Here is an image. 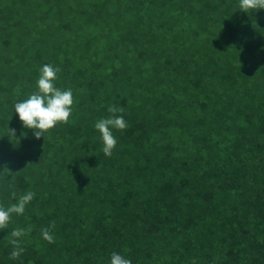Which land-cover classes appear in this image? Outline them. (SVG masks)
Listing matches in <instances>:
<instances>
[{
    "label": "trees",
    "instance_id": "trees-1",
    "mask_svg": "<svg viewBox=\"0 0 264 264\" xmlns=\"http://www.w3.org/2000/svg\"><path fill=\"white\" fill-rule=\"evenodd\" d=\"M74 98L37 139L40 69ZM103 153L95 123L113 114ZM10 130H14L13 135ZM100 163V166L98 164ZM0 264H264V9L239 0H0ZM50 228L54 243L42 237ZM24 249L11 259V232Z\"/></svg>",
    "mask_w": 264,
    "mask_h": 264
},
{
    "label": "clouds",
    "instance_id": "clouds-1",
    "mask_svg": "<svg viewBox=\"0 0 264 264\" xmlns=\"http://www.w3.org/2000/svg\"><path fill=\"white\" fill-rule=\"evenodd\" d=\"M239 4L241 10L244 12L264 9V0H239ZM59 71V68L50 64L42 66L37 80L38 91L31 94L24 101L14 105L15 112L18 114L23 126L32 129L37 139L44 136L46 131L54 128L58 122L67 123L72 113L74 98L71 89L62 90L55 86V80ZM122 111V108L109 106L108 112L113 115L108 118L100 119L95 123V128L101 134L104 145L103 153L106 156L112 155V151L117 144V140L111 129L116 128L124 130L127 127V122L123 116L116 115L117 112ZM10 131L13 135L15 134L14 130ZM99 166L100 163L97 167ZM0 174H6L8 176L11 173L9 169L5 168L4 172ZM11 196L13 199H16L17 202L11 204L7 208L0 206V229L8 227L13 214L22 215L24 213L26 205L33 200L35 193L27 191L17 199V194L13 191ZM54 227L55 222L53 221L48 228H43L41 230L43 239L49 243H54V237L50 234V228ZM30 232L31 227L28 229L17 228L11 232V236L14 238L10 240V243L14 246L10 256L11 259H17L24 251V249L20 247L18 238ZM111 264H131V261L113 252L111 254Z\"/></svg>",
    "mask_w": 264,
    "mask_h": 264
}]
</instances>
